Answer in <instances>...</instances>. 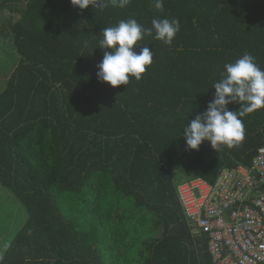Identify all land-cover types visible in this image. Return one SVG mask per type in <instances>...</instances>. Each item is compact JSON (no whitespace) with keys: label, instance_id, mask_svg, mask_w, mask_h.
<instances>
[{"label":"trees","instance_id":"16d2710c","mask_svg":"<svg viewBox=\"0 0 264 264\" xmlns=\"http://www.w3.org/2000/svg\"><path fill=\"white\" fill-rule=\"evenodd\" d=\"M154 2L0 0V51L18 57L0 92V186L27 213L0 264H214L179 177L213 185L224 169L250 167L264 108L242 117L232 149L186 150L183 128L206 111L224 64L248 52L264 70V0ZM153 18L179 19L172 45L145 36L135 51L149 47L153 62L142 79L99 82L102 30Z\"/></svg>","mask_w":264,"mask_h":264},{"label":"clouds","instance_id":"9594fccd","mask_svg":"<svg viewBox=\"0 0 264 264\" xmlns=\"http://www.w3.org/2000/svg\"><path fill=\"white\" fill-rule=\"evenodd\" d=\"M131 0H70L71 5L80 10L90 5L103 9L109 4L112 7L124 8ZM163 0H155L154 7L162 11ZM152 27L145 28L136 19L121 20L114 27L102 30L103 38L99 40V48L103 59L97 65V79L113 88L128 85L129 78L136 81L142 79L147 67L153 62V52L149 47H140L137 42L145 36L165 45H172L176 34L180 31L177 18H153ZM110 50V51H109ZM220 72V79L214 82V97L209 101L206 111L197 115L183 128L186 150H198L207 141L216 152L223 147L232 149L245 139L242 117L264 108V70L255 62V57L245 52L234 63H226ZM240 105L238 112L228 109L231 103Z\"/></svg>","mask_w":264,"mask_h":264},{"label":"built area","instance_id":"2783aa9c","mask_svg":"<svg viewBox=\"0 0 264 264\" xmlns=\"http://www.w3.org/2000/svg\"><path fill=\"white\" fill-rule=\"evenodd\" d=\"M187 183L177 186L182 209L213 263L264 264V147L250 167L224 169L213 185Z\"/></svg>","mask_w":264,"mask_h":264},{"label":"rangeland","instance_id":"374dc122","mask_svg":"<svg viewBox=\"0 0 264 264\" xmlns=\"http://www.w3.org/2000/svg\"><path fill=\"white\" fill-rule=\"evenodd\" d=\"M25 3L26 1L16 5L22 7ZM4 53L5 55L0 51V92L5 88L6 80L9 78L18 59L12 53ZM179 179L182 184L189 185L188 180L184 181L183 176H180ZM26 221L27 213L25 209L7 189L0 186V259Z\"/></svg>","mask_w":264,"mask_h":264},{"label":"crops","instance_id":"0c3cea01","mask_svg":"<svg viewBox=\"0 0 264 264\" xmlns=\"http://www.w3.org/2000/svg\"><path fill=\"white\" fill-rule=\"evenodd\" d=\"M197 179H198V178H197ZM201 180H202V179H201ZM184 181H185V180H184ZM180 183H181V181H180ZM201 235H202V234H200V235L198 234V236H201Z\"/></svg>","mask_w":264,"mask_h":264}]
</instances>
